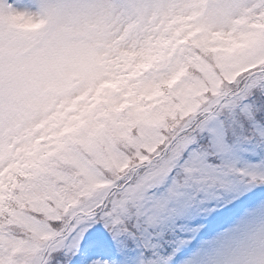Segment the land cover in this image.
I'll use <instances>...</instances> for the list:
<instances>
[{
	"label": "snow or ice",
	"instance_id": "obj_1",
	"mask_svg": "<svg viewBox=\"0 0 264 264\" xmlns=\"http://www.w3.org/2000/svg\"><path fill=\"white\" fill-rule=\"evenodd\" d=\"M0 264H264V0H0Z\"/></svg>",
	"mask_w": 264,
	"mask_h": 264
}]
</instances>
